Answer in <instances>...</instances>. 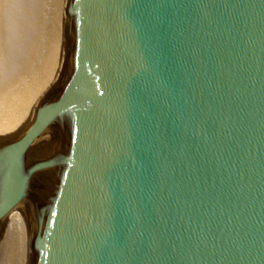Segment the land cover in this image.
I'll use <instances>...</instances> for the list:
<instances>
[{
	"label": "water",
	"instance_id": "obj_1",
	"mask_svg": "<svg viewBox=\"0 0 264 264\" xmlns=\"http://www.w3.org/2000/svg\"><path fill=\"white\" fill-rule=\"evenodd\" d=\"M26 0H0V136ZM45 99L0 143V264H264V0H65Z\"/></svg>",
	"mask_w": 264,
	"mask_h": 264
},
{
	"label": "bare ground",
	"instance_id": "obj_2",
	"mask_svg": "<svg viewBox=\"0 0 264 264\" xmlns=\"http://www.w3.org/2000/svg\"><path fill=\"white\" fill-rule=\"evenodd\" d=\"M64 1L26 0L21 101L0 138L10 137L46 97L66 35L61 32ZM36 249L30 200L17 206V232L13 233L9 264H35Z\"/></svg>",
	"mask_w": 264,
	"mask_h": 264
},
{
	"label": "rangeland",
	"instance_id": "obj_3",
	"mask_svg": "<svg viewBox=\"0 0 264 264\" xmlns=\"http://www.w3.org/2000/svg\"><path fill=\"white\" fill-rule=\"evenodd\" d=\"M39 106V105H38ZM38 108V107H37ZM36 111V110H35ZM35 111H34V113H35ZM34 113H32L31 115H29L26 119H24V120H26V122H24V123H22L18 128H26L27 126H28V124L30 123V121L32 120V118H33V115H34ZM14 131H16V130H14ZM14 133H12L11 135H10V137H8V138H0L1 140H0V143H2V142H4L5 141V139H7L6 141H9L10 139H11V137H12V135H13ZM5 141V142H6Z\"/></svg>",
	"mask_w": 264,
	"mask_h": 264
}]
</instances>
